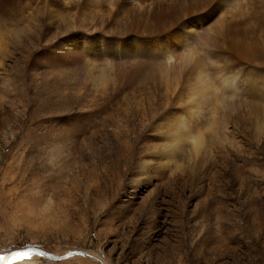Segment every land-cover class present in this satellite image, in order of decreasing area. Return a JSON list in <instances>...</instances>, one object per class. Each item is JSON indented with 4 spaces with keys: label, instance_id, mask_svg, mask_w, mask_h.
I'll return each mask as SVG.
<instances>
[{
    "label": "rangeland",
    "instance_id": "1",
    "mask_svg": "<svg viewBox=\"0 0 264 264\" xmlns=\"http://www.w3.org/2000/svg\"><path fill=\"white\" fill-rule=\"evenodd\" d=\"M212 1L171 33L234 3ZM39 9L0 12V261L32 247L105 264H264V47L238 60L201 32L136 41L125 4L95 13L86 42L71 14ZM230 72L236 92L220 82ZM23 254L10 264H98Z\"/></svg>",
    "mask_w": 264,
    "mask_h": 264
},
{
    "label": "bare ground",
    "instance_id": "2",
    "mask_svg": "<svg viewBox=\"0 0 264 264\" xmlns=\"http://www.w3.org/2000/svg\"><path fill=\"white\" fill-rule=\"evenodd\" d=\"M230 1L234 2L232 9L218 10L217 8H215V11L217 12L208 13L203 18L199 26H197V28H194L192 31H190V33L189 31L187 32V30H185L187 26L186 27L183 26L182 29L179 28V30H175L173 33H171V30L180 24L181 17L188 14L187 10H189V7L194 5H202V4L205 5L207 3V0H0V12L5 9H10L11 7H13L14 4L21 2H24L28 6V12H27L28 15H34L38 12V10L40 11L41 10L39 9L40 4H43L44 7L46 6V8L47 6H49L51 7V9H53V11L58 13H63L65 16L67 14H71V18L67 17L69 18L68 21L72 23L74 27L80 29V32L83 36V40L87 42L88 37H90L88 36L87 31L90 30L94 25H96L95 19L92 20L94 14L98 12L99 13L102 12L106 13L107 11L111 12L113 11V8H117L119 4H125L128 5L129 8L134 12L131 15L130 14L131 10H130V12L128 13L129 22L126 23L125 25L123 24L120 25L121 29L123 28V30H125V32L127 33V37L129 38L130 35H132L134 36L133 38L134 40L136 41L142 40L143 36L141 35V33L148 32L151 33L155 39L159 40L161 37V35L159 34L163 33V35L169 36V40L172 43H177V42L181 43L182 37L186 36L185 40H187L189 36H195L196 34L201 32L200 34L202 37L201 40L202 44L204 46L206 45L210 51L218 52V53H224V52L229 53L230 56H233L238 60H249L256 55L263 53L264 38L258 32L261 28H264V11H260L262 8L264 10V3H262L261 0H230ZM258 3H260L261 6H259ZM213 5H214L213 1L209 0L205 8H209ZM184 12L186 14H183ZM2 14L0 15V24L4 23ZM63 14H61V17L63 16ZM101 15H103V13ZM57 16L59 15L57 14ZM139 16L143 17V19L139 23H136V20L138 19ZM3 17L6 18V15ZM2 27H3L2 30L6 29L4 28V25H2ZM12 30L14 29L9 28L5 30L4 34L14 35L15 33L12 32ZM3 38L0 34V47L4 43ZM4 39L6 40V38ZM167 57L171 58L170 55H167ZM181 68L183 71V67ZM107 77L108 76H106V78ZM241 80H242L241 74L232 73V72H230V74L227 75L226 74L222 75L220 78L221 84L224 87L230 88L232 92L234 91L236 92V88L239 84H241ZM102 81L104 80L102 79ZM210 95L208 92H205L204 96L202 97V100H204V103H207V106L213 100V97L212 99H210ZM197 101H198L197 99L195 100L192 99L188 103L190 114L194 113L193 110L194 108L196 109L198 108ZM211 121L213 124L215 123L214 119H212ZM184 124H185L184 122L183 123L181 122V128L179 130L182 131L185 129ZM179 130L177 131L178 136H179ZM186 134H187L186 137L189 138L188 142L190 141L191 146L194 149H198V147H200L199 145L202 144L201 141L203 142V140L201 139L202 136L201 135L191 136L188 135V133ZM36 249H38L43 253L52 255L49 252H46L40 248H36ZM14 253L15 251L10 253L5 261L4 260L0 261V264H10V262L14 259L13 257L18 256L17 254L14 255ZM86 253L92 255L93 257H96L102 262V264H105L102 259L95 256L94 254L89 252Z\"/></svg>",
    "mask_w": 264,
    "mask_h": 264
},
{
    "label": "water",
    "instance_id": "3",
    "mask_svg": "<svg viewBox=\"0 0 264 264\" xmlns=\"http://www.w3.org/2000/svg\"><path fill=\"white\" fill-rule=\"evenodd\" d=\"M18 253H21V254L29 253V254L40 255V253H43V252L39 251L36 248L26 247V248H21V249L16 250L14 255H16ZM70 253H71V255H80V256L86 257L88 259H91V260L97 262L98 264H102V262L99 259H97L96 257H93L92 255H90V254H88L82 250H73L71 252H68V253L60 255V256H53V255H49L47 253H45V255H41V256H43L44 258L49 259V260H62V259H65V258H68L69 256H71Z\"/></svg>",
    "mask_w": 264,
    "mask_h": 264
},
{
    "label": "snow or ice",
    "instance_id": "4",
    "mask_svg": "<svg viewBox=\"0 0 264 264\" xmlns=\"http://www.w3.org/2000/svg\"><path fill=\"white\" fill-rule=\"evenodd\" d=\"M17 255H18V256H22V255H24V254L18 253ZM40 255H45V253H40ZM70 255H71V253H70Z\"/></svg>",
    "mask_w": 264,
    "mask_h": 264
}]
</instances>
